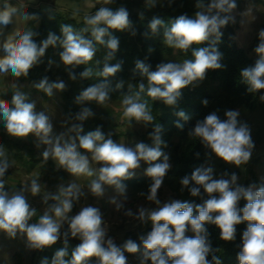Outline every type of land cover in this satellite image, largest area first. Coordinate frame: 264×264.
<instances>
[{
	"label": "clouds",
	"instance_id": "9594fccd",
	"mask_svg": "<svg viewBox=\"0 0 264 264\" xmlns=\"http://www.w3.org/2000/svg\"><path fill=\"white\" fill-rule=\"evenodd\" d=\"M114 2L103 0L102 6L94 14L84 17V26L78 31L71 24H62L61 35L50 32L40 42L34 39L37 33L33 30L15 28L0 41V73H10L16 79L27 77L30 70L42 62L49 46L59 45L63 49L59 53L60 63L68 70L69 78L75 81L77 75L72 69L89 65L97 54V45H100L106 54L102 70L95 74L102 79L82 90L75 97V102L85 105L94 101L103 106L111 99L114 90L108 78L122 70V62L110 63L119 50V39L110 30H131L133 36L137 34L127 8L120 6L113 10L110 5ZM146 2L151 3L152 7L157 5L155 0ZM195 7L194 18L182 14L165 26L163 19L154 16L148 25L153 35L164 27L163 43L185 53L191 49L193 58L182 62L159 63L154 71L150 70V64L137 60L135 71L147 83L140 82L135 91H131L129 85V91L123 95V117L143 125L153 124V131L149 134L151 145L138 142L134 147H129L114 142L111 133L106 137L99 126L81 135L82 123H74L66 132L56 134L49 115L37 111L35 103L29 101L25 92H13L10 102L0 99V120L7 134L15 138H27L31 134L38 141L37 147L46 146L41 154L45 161L53 159L58 167L73 177H94L87 187L95 197H103L105 186H108L114 189L117 196L127 199L125 181L134 178L141 162L147 164L144 175L151 179V184L146 199L158 207L149 209L141 206L136 213L128 209L124 214L141 223H151V231L139 237L140 243L127 239L118 246L108 236V227L98 207L88 205L71 215L74 204L85 195L82 187L75 182L59 185L56 193L43 194L42 202L48 206L35 223H30L37 216V210L31 207L25 193L41 195L39 178H33L19 191L11 193L5 190V183L0 179V232L13 239L18 234L25 237L26 247L37 251L52 247L63 237V246L55 251L50 264H89L93 257L97 264H128L125 253H139V264H210L207 257L213 248L206 225H215L220 230V239L233 241L236 238V226L246 222L237 255L239 264H264V183L245 187L237 182L238 176L234 172L214 178L212 166L200 165L191 175L180 179L181 191L186 188L192 197H201L203 189L207 199L199 204L179 199L161 204L158 199V191L171 168L170 156L161 147L167 146L161 137L163 127L154 123V117L143 97L146 95L152 100H161L167 106L176 107L182 89L203 81L209 70L223 67L222 53L217 45L223 36L222 30L236 22L233 13L237 8V0H196ZM23 9V4H13L11 0L0 3V36L18 15L26 22L39 19L38 14H29ZM140 15L142 17L143 13ZM258 39L259 43L254 48L258 58L253 66L240 71V77L250 94L264 90V29L259 31ZM205 42L208 46L192 48ZM48 63L51 66L53 61L49 60ZM99 63L96 60V64ZM93 76L94 70L88 66L79 73L80 79H92ZM33 86L48 97L53 96L54 90L64 91L67 87L63 80L50 82L47 76ZM123 86L121 80L116 83L115 89H122ZM259 100L264 102V95H260ZM207 103V100L203 101V104ZM94 115L91 108L82 107L74 119L83 122ZM176 115L184 120L189 119L183 110ZM224 115L226 118L221 119L216 112H212L202 120H197L189 136L198 138L210 150V154L218 159L241 167L251 160L255 148L251 129L239 119L238 110H226ZM176 126L183 128L178 122ZM0 158H3L0 159L2 178L11 165L2 149ZM93 163L100 166L94 168ZM241 199L246 201L242 208L239 207ZM50 200L54 203L48 204ZM109 202L115 205L117 211L124 207L116 196ZM65 223L68 227L62 232ZM69 237L79 239L80 243L71 250L70 258L66 259L69 257ZM212 261L221 264L215 255ZM40 264H49L48 258H43Z\"/></svg>",
	"mask_w": 264,
	"mask_h": 264
},
{
	"label": "trees",
	"instance_id": "16d2710c",
	"mask_svg": "<svg viewBox=\"0 0 264 264\" xmlns=\"http://www.w3.org/2000/svg\"><path fill=\"white\" fill-rule=\"evenodd\" d=\"M39 1L54 4L57 0ZM72 1L83 3L87 0ZM91 1L96 4L93 9L87 13H80V15H75L71 11H64L47 5L46 8H42L43 6L24 7L23 10L27 11L29 14H38L39 19L35 21L30 20L22 31L33 30L37 33V36L34 37L37 42L46 39L50 32L58 36L61 35L62 24H71L73 28L78 31L84 26V17L94 14L103 3V0ZM155 2L157 3L155 7H152V4L146 2V0H115V2L110 5L113 10H116L120 6L127 8L130 14V20L133 23V28L136 30L137 34L133 36L131 30H110L111 34L119 39V50L110 63L115 64L117 62H122V70L114 77L108 78L114 90L111 92V99L105 102L103 106L94 101L86 103L85 105H79L75 102V97L78 96L82 90L102 79L95 74L96 71L102 70L103 58L106 54V50L100 45H97V54L89 65H80L72 69L77 75V80L75 81L69 78L68 70L60 63L59 53L63 49L59 45L56 47L49 46L45 56L42 58V62L34 66L27 77H21L19 79L21 81H31L33 84L39 82L45 76L48 77L50 82L63 80L67 86L66 90L57 91L60 95L62 113L67 124H83V132L81 135L94 131L99 126L106 137L111 133V138L114 142L122 138H129L134 134L139 138V142L151 145L152 140L149 134L153 131V124L143 125L137 123L135 120L130 121L123 117V95L129 91V85H131L130 90L135 91L140 82L147 83L146 79L141 77L139 72L135 71V62L137 60H143L145 63L150 64V70L154 71L156 65L159 63H167L169 61L182 62L184 59L193 58L191 56V49L185 53L180 50L169 48L163 43L162 35L164 27H161L159 32L153 35L148 28L151 19L154 16L160 17L164 20L165 26H169L171 21L182 14L194 18V13L197 10L195 7L196 0H172L171 3H169V0H155ZM206 2H208V0H206ZM244 3L262 6V19L259 24V29L255 33L250 44L251 55L237 40V30L240 25L239 20H236L235 23H230L222 30L223 36L217 45L218 50L222 53L221 64L223 67L217 70H209L203 81H198L194 85L182 89V96L178 100L176 107L167 106L163 101L152 100L146 95L143 97L154 117V123H158L163 127L161 137L167 146L164 147V145H162L161 147L162 150L170 156L169 162L171 168L164 178L162 187L167 188L173 199L190 201L198 204L202 203L203 199H207L206 194H203V189H201V197H192L188 189L185 188L181 191L182 185L180 184V179L182 177L191 175L192 171L200 165L207 166L215 156L210 154V150L206 149L198 138L189 136V132L194 127L197 120H202L206 115L212 112H216L221 119H225L226 117L224 114L226 110L255 111L260 109L264 113V102L259 100V96L264 95V90L258 93H248L247 85L243 83L240 77L241 69L247 66H253L258 58L254 53V48L259 43V31L264 29V0H237V7L241 10ZM140 13H143L142 17ZM146 32L148 33L147 36L144 35ZM105 39L107 40L108 37H105ZM206 46H208L207 42L199 46L193 45L192 48ZM149 49H152V51H149ZM49 60L53 61L51 66L48 63ZM96 60L100 61V63L96 64ZM87 66L93 68V78L80 79L79 73L84 71ZM121 80L124 82V86L122 89L116 90L115 85ZM33 89L36 93L41 94L45 100H50L52 98L35 87H33ZM204 100L208 101L207 105L203 104ZM82 107L91 108L95 115L83 122L76 121L74 117ZM180 110L186 113L189 117L188 120H184L176 115ZM177 122L182 124L183 128H178L176 126ZM133 126H138L139 130H134ZM127 130L129 131L127 132ZM4 145L18 163L22 164L28 172H32L38 166H40L42 170H44L46 166H49L53 171L59 172L55 162L51 158L45 161L42 156H37L31 140L27 143L19 139L11 143L5 140ZM196 153H199L198 157ZM10 169L11 167L8 168L5 176L0 179L5 181L11 174ZM59 173H62V170ZM125 183L127 185V190L131 191V195H138L146 198L151 179L141 174L125 181ZM250 184L260 185L262 183L258 180L257 176L253 175L247 180L245 187ZM141 193H144V195H141ZM245 203L246 201L241 199L239 207L242 208ZM76 210L77 204L75 203L71 215H73ZM67 227L68 225L66 228ZM151 227L152 225L147 226L146 231H151ZM206 227L209 233V241L213 248V252L207 257L210 264H214L212 261L213 255L220 259L221 264H239L237 255L242 245V234L246 230L247 223H241L236 226V238L233 241H224L220 239V230L215 225L207 224ZM188 235H192V233H188ZM125 239H132L140 243L139 236L131 232L126 233ZM69 240L79 242L77 238L69 237ZM53 255V251L45 250L41 260L47 257L50 264ZM130 256L139 262V253L130 254ZM23 257L24 255L22 253L17 254L15 258L18 260L14 262V264H24ZM68 258H70V256L66 259ZM34 260V257H30V264H34ZM89 264H97L96 258L93 257L89 261ZM128 264L130 263L128 262Z\"/></svg>",
	"mask_w": 264,
	"mask_h": 264
},
{
	"label": "rangeland",
	"instance_id": "374dc122",
	"mask_svg": "<svg viewBox=\"0 0 264 264\" xmlns=\"http://www.w3.org/2000/svg\"><path fill=\"white\" fill-rule=\"evenodd\" d=\"M3 0H0L2 3ZM11 3H21L24 7H42L46 8L47 6L55 7L64 11H71L75 15H80L87 13L93 9L96 5L91 0H87L83 3L75 2L72 0H57L56 3H44L39 0H11ZM243 14V15H242ZM233 15L235 16V21L239 20V29L237 30V40L242 47L251 55L250 44L259 29V24L262 19V6L244 3L243 8L240 10L238 7L234 11ZM29 22V21H28ZM28 22L24 21L21 16L14 17V20L11 24L3 29V35L0 36V41L6 38L8 34L13 32L15 28L24 29ZM2 54V51H0ZM33 82L31 81H21L12 77L10 73L3 74L0 73V99L11 101L13 92L19 90L27 94L30 102H34L36 105L37 111H43L45 114L49 115L54 128V133L59 134L66 132L71 125L67 124L66 119L62 113L60 95L56 90L50 100H45L41 94H38L33 89ZM239 119L242 122H246L250 129L252 139L255 143V148L251 160L246 165H241V167H236L234 165L225 163L224 161L213 157L207 166H212L214 169V178H220L224 173H236L238 176V183L240 185L246 186V182L253 175L257 176L258 180L261 183H264V113L262 110L257 109L255 111H239ZM133 129L138 131V126H133ZM129 130H127L128 132ZM24 142H33V146L36 150L37 156H42V152L45 150V145H40L37 147V139L33 135H29L27 138H15L7 134L3 121L0 120V149L5 152L7 160L10 162L11 174L8 176L5 183V190L9 193L14 191H19L20 188L29 183L33 178H39L41 183V195L32 196L30 193H25L27 196L28 202L31 207L37 210V216L33 217L30 223H35L38 219V216L43 214V211L48 206L42 202V195L46 192L56 193L58 186L61 184L67 185L70 182H75L82 187L83 192L85 193L82 196L77 204V214L82 207L92 205L98 207L103 215V219L108 227V236L111 237L117 245H122L127 239L125 235L127 232H131L139 237L141 235H146L147 226L151 223H141L132 217L126 216L124 213L128 209H131L133 213H136L139 207H145L149 209L157 208L158 206L148 201L145 197H140L138 195H131V191L127 190L126 196L127 199L117 196L114 189L111 187L105 186V194L103 197H95L89 191L87 185L90 180L94 177H73L63 168L58 167L59 172L62 170V173L53 171L46 166L44 170L40 166L36 167L32 172H28L25 167L18 163V161L13 157L10 151L5 147L4 142L9 141L15 142L17 140ZM117 143H124L126 146L134 147L136 143L139 142V138L136 135H132L129 138H122ZM100 165L92 164V167H99ZM147 167V164L141 162V167L136 170L135 176L144 174V169ZM227 178V177H226ZM116 196L118 201H121L124 204V207L117 211L114 204L110 203V199ZM158 199L161 204L174 200L171 197L170 192L165 187H161L158 191ZM54 201H48V204H52ZM67 223L64 224L61 231H66ZM69 240V256L71 250L80 243ZM63 246V237L55 245L50 248H45L43 251L30 250L26 247V238L21 237L19 234L16 238H9L5 233L0 232V264H14L18 259L15 256L19 253L24 255L23 262L24 264H30V257H34V264H40L42 254L45 250L55 251ZM127 256L128 262L130 264H139L130 254L125 253Z\"/></svg>",
	"mask_w": 264,
	"mask_h": 264
}]
</instances>
